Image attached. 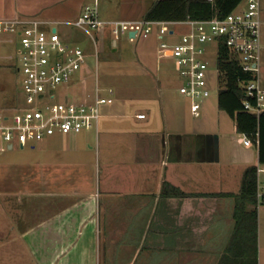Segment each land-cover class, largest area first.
Masks as SVG:
<instances>
[{
    "label": "crops",
    "instance_id": "obj_1",
    "mask_svg": "<svg viewBox=\"0 0 264 264\" xmlns=\"http://www.w3.org/2000/svg\"><path fill=\"white\" fill-rule=\"evenodd\" d=\"M156 1L0 0V20L57 23L62 39L84 45L85 52L92 37L100 46L96 85L86 91L84 101L73 102L109 97L110 90L114 99L101 108L102 117L93 128L95 145L81 142V133L56 134L60 136L46 139L44 159L36 166L0 165V198L19 181L24 183L19 193L37 201L33 208L23 204L22 226L14 224L9 238L0 235V245L22 243L24 264H31L32 240L39 248L53 249V257L41 258H68L69 264H101L102 258L104 264H221L230 255L236 228L234 195L240 192L246 168H264L258 147L251 143L254 150L248 149L247 138L238 133L234 120V146L223 144L217 131L189 125L191 116H202L208 98L194 102L180 91L175 93L180 87H175L174 74L167 70L172 64L178 77L174 59L161 43L173 44L177 37L161 40L155 26L147 38L125 35L117 40L106 24L93 31L68 25L96 3L102 22L143 20ZM261 16L259 83L264 88V3ZM181 26L170 29L185 33ZM91 72L85 60L70 84L78 80L85 86ZM111 77L117 80L107 83ZM100 158L104 176L96 170ZM32 167L37 170L29 176L26 170ZM21 169L22 176L15 174ZM263 173H259V190L264 195ZM166 185L189 196H175ZM30 186L36 189H27ZM218 194L232 196L212 197ZM31 212L35 223H29ZM101 212L103 222L98 219ZM258 230V264H264V196L258 207Z\"/></svg>",
    "mask_w": 264,
    "mask_h": 264
},
{
    "label": "built area",
    "instance_id": "obj_2",
    "mask_svg": "<svg viewBox=\"0 0 264 264\" xmlns=\"http://www.w3.org/2000/svg\"><path fill=\"white\" fill-rule=\"evenodd\" d=\"M245 2L244 7L237 8L225 18L181 23L146 19L102 22L96 3L87 6L81 17L68 25L93 31L106 24L117 40L131 33L135 39L147 38L155 26L161 40L166 36L177 37V42L173 44L162 41L161 48L171 51L177 74L182 79L180 93L194 102L211 96V60L207 53L215 46L218 57L219 45L224 43L243 70L256 76L255 80L244 84L245 98L242 104L245 112L260 115L264 112V88L259 83L261 0ZM178 25L186 26L187 31L177 34L174 29H170ZM0 36L3 38H0V44L21 48L16 70L22 78L27 105L21 112H0V144L24 148L29 142H41L56 134H80L98 125L102 117L101 108L114 102L113 91L110 90L109 97L97 95L91 102H73L67 97L62 101L57 100L56 90L70 84L85 64L83 49L65 42L57 29V23L40 19L0 20ZM13 57H16L15 54H10L9 58ZM138 117L145 118V115ZM244 144L249 146L251 143L246 139ZM260 172H264V168L259 169ZM263 196L259 190V204Z\"/></svg>",
    "mask_w": 264,
    "mask_h": 264
},
{
    "label": "rangeland",
    "instance_id": "obj_3",
    "mask_svg": "<svg viewBox=\"0 0 264 264\" xmlns=\"http://www.w3.org/2000/svg\"><path fill=\"white\" fill-rule=\"evenodd\" d=\"M245 3L246 2L244 1L240 7H244ZM263 3L264 0H261L262 6ZM179 29L182 31H186L187 27L181 26ZM0 38L3 39L1 36ZM91 38L88 37V39L91 42L89 44L91 45L90 47L86 46L87 52H85V50L83 51L86 57L85 60H87L88 64L91 65L92 68L91 73L93 74L89 76L88 78L89 80L88 82L85 83V86L81 85L78 82V80H76L73 84L67 86H60L56 90L58 95L57 96L58 101H62L66 96H68L71 101H84L85 100L84 95L86 91H89L90 88H92L93 86L95 87L97 81L95 63H96L97 54L100 53V46L99 45L95 46V43ZM132 45H134L135 47L137 46V44H132ZM79 46L82 49H84V45L79 44ZM127 49L133 50L131 47H128ZM13 53L15 54L16 57L10 59L9 56L10 54ZM20 53H21V48L19 46H16L13 49L12 46L6 45L5 43L0 44V54H1L0 55V112L3 110L21 112L25 108H27V105L24 100L22 78L21 75L16 70V66L17 64H19ZM90 53L92 57L89 58L88 60L86 55L88 54L90 55ZM6 57H8V59ZM207 57H209V59L211 60V68L209 70L211 96L207 99V102L205 103L206 106L203 108L202 116L200 118H193L191 116L190 117L191 121H189V125H192L195 129V127L200 126L202 124V126H205V128H207L208 130L217 131L218 135H220L222 138L223 144L231 142V146H234L233 143L235 137H237L235 122L224 111L220 110L218 107L219 82H218V75L216 70L217 48L215 46L211 47L208 50ZM114 62H118V60H115ZM167 62L170 64L169 60ZM167 70L169 72H173L174 74V79H171L170 77L169 78L173 81V83H175V87H180V85L182 84V79H180L179 76L178 77L176 76V73L174 72L173 69V65L171 64V68L168 67ZM152 77L155 78L154 76ZM114 80L117 79L111 77L107 79L106 82L111 83ZM175 93L179 94V88L175 89ZM40 105H42V103ZM54 136H60V135H54ZM81 136L82 139L80 141L83 142L84 144L85 141L86 142L89 141L92 145H95L96 135L94 129L91 131H83L79 135V139ZM46 139L41 142H34V143L29 142L26 144L25 148L23 149H20L18 145H15L13 149L9 150L7 149L8 146H6L5 144H0V165L5 166L12 164V165L36 166L35 164H37V162H39L40 159L45 156V153L42 152L43 151L42 146L46 145L44 144L46 142ZM33 144H35V148L31 147L33 146ZM238 149L240 151L244 150L240 148V145H238ZM248 149L254 150L252 146H249ZM222 159L224 160L223 162L225 163L226 162L225 154H223ZM103 163H104L103 159L100 158V162H98V166L96 164L97 174L98 175L100 174V176H104L106 174V168L104 167ZM17 168L18 167H16L15 169ZM23 170L24 169H21L20 170L21 173L15 172V174L22 176ZM36 170L37 169L35 167L29 168L26 170V174L29 176H34V172H36ZM261 181L262 182L264 181V173L261 175ZM23 185L24 183L22 184V182L18 181L16 184L12 186V190H7V193L1 195L2 198H0V235L1 236L3 235V239L7 237L9 238L13 230L12 227L15 226L14 224H18L22 226L24 206L32 207V208L34 206H37L36 199L30 198L28 197V195H25L23 193H19L21 191H24L21 190ZM6 186H8L7 183ZM27 189L35 190L36 188L30 186ZM3 203L4 205H2ZM99 217H100V221L103 222V217H104L103 212L100 213L98 219ZM34 218L35 216L31 212V221H29V223H35ZM35 234L36 232L33 233V235ZM1 236H0V242H1ZM31 243H32V247L29 248L31 250V255H32L31 264L33 263L41 264L44 262H46V264H54V263L69 264L67 263L68 258H62L59 259V261L58 258H41L42 255L53 257L54 255L53 249L51 247L39 248L37 241L33 242L32 240ZM23 257H24V249L22 248L21 242L18 241V242L6 244L4 246L0 245V258H4V262L2 264H24ZM101 264H104V258H102Z\"/></svg>",
    "mask_w": 264,
    "mask_h": 264
},
{
    "label": "trees",
    "instance_id": "obj_4",
    "mask_svg": "<svg viewBox=\"0 0 264 264\" xmlns=\"http://www.w3.org/2000/svg\"><path fill=\"white\" fill-rule=\"evenodd\" d=\"M245 0H157L148 10L145 19L156 22L207 21L225 18ZM219 79L218 107L236 122L238 133L258 147L259 164L264 165V112L253 115L243 110L244 84L256 79L252 72L243 70L239 61L224 43H220L216 60ZM69 85V84H68ZM171 187L175 196L188 197ZM258 191L259 167L246 168L240 192L234 195L236 220L235 237L230 255L221 264H258ZM210 196V195H209ZM214 196H232L218 194ZM237 249L239 252L237 253Z\"/></svg>",
    "mask_w": 264,
    "mask_h": 264
},
{
    "label": "water",
    "instance_id": "obj_5",
    "mask_svg": "<svg viewBox=\"0 0 264 264\" xmlns=\"http://www.w3.org/2000/svg\"><path fill=\"white\" fill-rule=\"evenodd\" d=\"M133 35H134L133 33L130 34V36H133ZM10 148H12V147L10 146Z\"/></svg>",
    "mask_w": 264,
    "mask_h": 264
},
{
    "label": "bare ground",
    "instance_id": "obj_6",
    "mask_svg": "<svg viewBox=\"0 0 264 264\" xmlns=\"http://www.w3.org/2000/svg\"><path fill=\"white\" fill-rule=\"evenodd\" d=\"M12 147V146H11ZM22 148V147H21ZM25 148V147H24Z\"/></svg>",
    "mask_w": 264,
    "mask_h": 264
}]
</instances>
